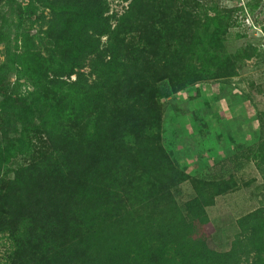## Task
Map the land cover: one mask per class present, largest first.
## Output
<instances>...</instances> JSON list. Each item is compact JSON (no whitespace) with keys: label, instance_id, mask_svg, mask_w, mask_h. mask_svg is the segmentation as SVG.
<instances>
[{"label":"rangeland","instance_id":"374dc122","mask_svg":"<svg viewBox=\"0 0 264 264\" xmlns=\"http://www.w3.org/2000/svg\"><path fill=\"white\" fill-rule=\"evenodd\" d=\"M107 1L108 13L119 16L130 0ZM144 3L145 20H135L132 10V30L123 39L138 48L146 31L142 41L154 40L139 53L127 51L132 67L128 60L117 63L116 70L124 72L110 79L104 103L114 107L122 99L118 102L138 126L127 122V129L106 135L108 173L87 189L88 205L79 213L87 222L80 232L93 239L99 257V245L127 241L135 249L140 241L147 247L167 237L162 247L168 251L181 244L188 252L202 240L218 254L242 253L238 264H264V216L243 218L264 208V0ZM47 13L35 0H0V176L12 177L16 168L40 157L38 151L19 150L24 146L19 130L32 119V107H45L49 123L58 117L59 98L70 108H94L95 96L71 88L74 75L56 87L48 83L70 46L63 30L48 27ZM160 34L175 35V44H163ZM159 76L164 78L156 82ZM152 94L151 105L133 101L140 96L146 103ZM233 154L240 162L231 160ZM122 177L126 188L114 198ZM201 191L211 201L202 209ZM112 208H123L119 219L111 216Z\"/></svg>","mask_w":264,"mask_h":264},{"label":"trees","instance_id":"16d2710c","mask_svg":"<svg viewBox=\"0 0 264 264\" xmlns=\"http://www.w3.org/2000/svg\"><path fill=\"white\" fill-rule=\"evenodd\" d=\"M35 2L48 9V27L63 30L62 38L70 46L64 52L60 67L51 69L48 74V83L56 87L63 77L74 75L71 88L78 89L82 95L95 96L96 101L94 108L86 111L79 107L70 108L59 98L61 108L53 123H49L48 116L42 115L45 109L42 106L32 107V119L21 125L19 132L24 139V146L19 149L21 154H37L38 151L40 157L16 168L12 177L0 176V243L6 244L4 264H97V259L104 260L102 264H238L242 253L235 252L232 256L228 252L218 254L210 251L202 240L197 244L191 243L188 252L181 244L170 251L165 250L162 245H166V241L168 243L167 237L157 242L149 241L147 247H141L140 241L135 249H129L127 241L126 246L125 243L122 246L117 243L99 245L97 253L102 251L103 255L95 256L93 239L90 237L89 240L80 232L87 221L79 213L83 212L84 205H88V187L107 176V166L103 161L111 143L105 142L106 135L121 126L125 129L128 125L138 126L136 118L131 113H125V104L118 102L122 99H117L114 107L104 105L107 87L111 78L120 77L124 72H121V67L116 70L117 63L124 65V60H128L127 65H134L126 58L127 51L131 49L139 53L144 46L151 47L154 38L150 36L142 41L147 34L142 31L138 48L123 39L132 30L128 28L130 16L136 13L135 20H145L144 0H130L128 8L119 16L108 13L107 0ZM132 10L135 12L130 13ZM160 35L163 44H175V35ZM85 68L88 70L85 71ZM163 78L159 76L156 82ZM148 82L146 80L143 84ZM169 82L172 86L176 85L171 80ZM154 96L149 95L146 103L140 96L135 99L133 96V101L151 105ZM91 121L93 125L90 127ZM67 122L69 124L66 125ZM100 127L102 134H98ZM243 157L246 160L248 155ZM232 159L240 162L236 154ZM212 181L218 186L216 182L219 181ZM123 183H126L124 177L121 179V190L118 187L113 189L116 192L114 198L126 188ZM202 194L201 191V209L211 203ZM109 203L116 207V201ZM117 209L112 208L111 216L119 219L123 208ZM260 216H264V208L261 207L243 218L249 221ZM134 238L133 231L130 239Z\"/></svg>","mask_w":264,"mask_h":264}]
</instances>
